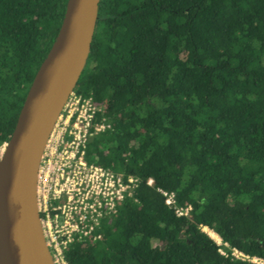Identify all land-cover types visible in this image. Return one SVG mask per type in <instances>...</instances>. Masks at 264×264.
<instances>
[{
	"label": "trees",
	"instance_id": "1",
	"mask_svg": "<svg viewBox=\"0 0 264 264\" xmlns=\"http://www.w3.org/2000/svg\"><path fill=\"white\" fill-rule=\"evenodd\" d=\"M65 3L0 0V146ZM73 90L109 124L85 158L139 181L67 264H264V0H99Z\"/></svg>",
	"mask_w": 264,
	"mask_h": 264
},
{
	"label": "water",
	"instance_id": "2",
	"mask_svg": "<svg viewBox=\"0 0 264 264\" xmlns=\"http://www.w3.org/2000/svg\"><path fill=\"white\" fill-rule=\"evenodd\" d=\"M99 0H66L57 33L29 84L0 155V264H55L36 202L41 154L83 69Z\"/></svg>",
	"mask_w": 264,
	"mask_h": 264
},
{
	"label": "built area",
	"instance_id": "3",
	"mask_svg": "<svg viewBox=\"0 0 264 264\" xmlns=\"http://www.w3.org/2000/svg\"><path fill=\"white\" fill-rule=\"evenodd\" d=\"M104 108V102L72 90L41 154L36 202L42 233L55 264H67L63 257L65 247L100 238L102 220L114 215L125 197L133 196L139 181L134 175H124L84 156L88 137L109 126L101 116ZM152 181L151 177L146 179L148 184ZM161 192L165 203L177 214H186L190 209V205L177 206L172 191ZM231 253L261 262L236 249Z\"/></svg>",
	"mask_w": 264,
	"mask_h": 264
},
{
	"label": "rangeland",
	"instance_id": "4",
	"mask_svg": "<svg viewBox=\"0 0 264 264\" xmlns=\"http://www.w3.org/2000/svg\"><path fill=\"white\" fill-rule=\"evenodd\" d=\"M4 145H5V142L2 143L1 146H0V155H1V152H2V150H3V148H4ZM203 230H205L206 232L209 233L211 229H209L208 227L204 226V227H203ZM210 236H211V235H210ZM213 238H214V237H213ZM214 239H215L217 242H219V240H220L219 236H218V237H215Z\"/></svg>",
	"mask_w": 264,
	"mask_h": 264
},
{
	"label": "bare ground",
	"instance_id": "5",
	"mask_svg": "<svg viewBox=\"0 0 264 264\" xmlns=\"http://www.w3.org/2000/svg\"><path fill=\"white\" fill-rule=\"evenodd\" d=\"M204 227V226H203ZM209 234L212 236V237H218V235L214 232V231H212V230H210V232H209Z\"/></svg>",
	"mask_w": 264,
	"mask_h": 264
}]
</instances>
